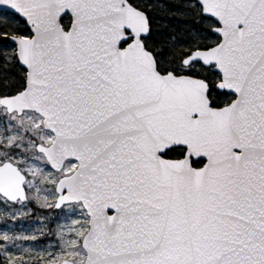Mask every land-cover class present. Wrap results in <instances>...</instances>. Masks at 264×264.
<instances>
[{"label":"water","instance_id":"95a60500","mask_svg":"<svg viewBox=\"0 0 264 264\" xmlns=\"http://www.w3.org/2000/svg\"><path fill=\"white\" fill-rule=\"evenodd\" d=\"M197 3L218 42L182 65L220 74L234 99L218 109L202 79L157 70L128 0H0L29 30L8 38L25 80L0 106L41 116L53 141L35 150L53 170L76 161L52 208H84L81 264H264V0ZM172 145L182 159L161 156ZM24 182L0 162V196L26 201Z\"/></svg>","mask_w":264,"mask_h":264},{"label":"rangeland","instance_id":"374dc122","mask_svg":"<svg viewBox=\"0 0 264 264\" xmlns=\"http://www.w3.org/2000/svg\"><path fill=\"white\" fill-rule=\"evenodd\" d=\"M168 1L172 3L133 0V4L143 7L148 15L153 36L161 33L155 28L170 25L169 31L173 29L179 34V38L172 34L171 42L179 46L196 49L201 48L200 45L208 47L218 42V37L210 32L213 21L204 16L198 21L209 27L208 30L196 27V19L180 21L169 17L170 14L159 15V12L169 11L189 16L192 9L200 12L197 0ZM61 21L62 27L66 28L69 17L65 15ZM12 35L28 37L29 30L14 13L0 12V87L11 82L15 91H19L23 88L25 73L16 58L14 45L8 41ZM144 42L149 47V37ZM159 61L162 64V59ZM179 64L172 63V66ZM2 87L0 96L7 95L6 88ZM41 121V116L34 111L24 110L18 115L8 113L0 106V162L9 160L25 175L27 198L24 202L11 204L0 196V264H57L62 259L81 264L85 257L81 239L88 228V216L82 205L68 203L58 209L52 208L57 179L70 174L76 161L65 160L58 171L48 165L42 153L35 150L36 143L49 145L53 141V133L44 129Z\"/></svg>","mask_w":264,"mask_h":264},{"label":"flooded vegetation","instance_id":"af4514ba","mask_svg":"<svg viewBox=\"0 0 264 264\" xmlns=\"http://www.w3.org/2000/svg\"><path fill=\"white\" fill-rule=\"evenodd\" d=\"M182 59L183 57L179 59V66H172L173 68H171V66H162L160 61L156 59V67L160 73L171 71L174 75L186 74L202 79L206 83V96L209 100V106L212 108L218 109L224 107L234 99V95L232 93L226 92L225 90H221L217 87L221 80V76L217 72L213 71L211 66L202 67L198 63H194L189 66H183ZM184 154L185 148L183 146L172 145L169 148H166L161 156L167 160H180L184 157ZM190 165L195 168L200 167L202 165V160L200 158H191ZM231 187L235 188L239 186L233 185Z\"/></svg>","mask_w":264,"mask_h":264},{"label":"trees","instance_id":"16d2710c","mask_svg":"<svg viewBox=\"0 0 264 264\" xmlns=\"http://www.w3.org/2000/svg\"><path fill=\"white\" fill-rule=\"evenodd\" d=\"M130 3L133 4V0H128ZM161 1V0H159ZM166 2L172 3V1H168L165 0ZM136 7L143 9V7H139L136 5ZM193 13L189 16H182L181 12L178 13H170L169 11L167 12H159V15L163 16V15H168L170 14L171 16L169 17H176L178 18L180 21H184V20H188V19H196L195 20V26L196 27H200L202 29H209V27L207 26H203L200 21H198V19L201 18V12H197L194 9H192ZM62 22V21H61ZM170 25H161L158 28H155L156 30H158L159 32L161 31V33L158 36H153L151 34V25H150V33L148 35L151 43L149 45V47L146 45V47L153 53V55L159 60L162 59V66L164 67H168L167 65H171L173 64H179V59L183 56V54L185 53H189V51H191V49H193L192 47H187V46H179L177 44H174L171 42V36L172 34H175L177 38H179V34L175 33L174 30L172 29V31L170 32ZM183 27V26H181ZM145 43V42H144ZM172 46V47H171ZM199 47H206V46H202L200 45ZM157 48V50L155 51L154 49ZM168 59V60H167ZM4 87L2 88H6V92L7 94H13L17 91H15V87L11 82H8L6 84L3 85ZM1 87H0V92H1Z\"/></svg>","mask_w":264,"mask_h":264}]
</instances>
